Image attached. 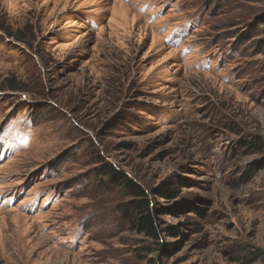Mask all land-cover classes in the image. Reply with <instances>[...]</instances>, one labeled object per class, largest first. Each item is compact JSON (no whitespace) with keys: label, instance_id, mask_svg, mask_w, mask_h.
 <instances>
[{"label":"rangeland","instance_id":"rangeland-1","mask_svg":"<svg viewBox=\"0 0 264 264\" xmlns=\"http://www.w3.org/2000/svg\"><path fill=\"white\" fill-rule=\"evenodd\" d=\"M0 264H264V0H0Z\"/></svg>","mask_w":264,"mask_h":264},{"label":"trees","instance_id":"trees-1","mask_svg":"<svg viewBox=\"0 0 264 264\" xmlns=\"http://www.w3.org/2000/svg\"><path fill=\"white\" fill-rule=\"evenodd\" d=\"M104 173L109 178H117L116 172L112 168L106 169ZM117 183L119 186L126 188L131 193L132 197L136 198L130 203L129 207L134 213L131 223L135 226V228H137L140 233H143L145 236L151 239L157 240L158 237L156 235V229L153 223V219L149 212V206L147 201L144 199V191L137 188L125 178L117 179ZM162 188L163 194L166 193L169 196L171 195L170 184L164 183ZM171 234H175V231H173ZM159 249L161 250V252L165 253V249L163 248V246H160Z\"/></svg>","mask_w":264,"mask_h":264}]
</instances>
